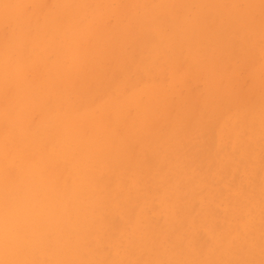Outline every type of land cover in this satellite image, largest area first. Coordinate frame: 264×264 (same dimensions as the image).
Instances as JSON below:
<instances>
[{"label": "bare ground", "instance_id": "1", "mask_svg": "<svg viewBox=\"0 0 264 264\" xmlns=\"http://www.w3.org/2000/svg\"><path fill=\"white\" fill-rule=\"evenodd\" d=\"M60 13L42 23L53 28ZM258 22L234 11L195 31L189 21L157 27L127 57L141 86L131 89L128 64L113 73L121 114L96 132L82 124L68 66L57 64L42 86L17 74L0 104V264H264V93L237 106L209 92L223 78L214 51L238 54L236 41L264 40ZM84 32L70 22L54 31L65 59L77 57ZM165 66L173 80L144 85ZM11 68L21 70L17 59L0 58V87ZM194 75L204 102L195 113L176 87ZM154 92L165 111L158 119ZM41 107L47 114L29 116Z\"/></svg>", "mask_w": 264, "mask_h": 264}, {"label": "rangeland", "instance_id": "2", "mask_svg": "<svg viewBox=\"0 0 264 264\" xmlns=\"http://www.w3.org/2000/svg\"><path fill=\"white\" fill-rule=\"evenodd\" d=\"M206 1L199 14L200 0H168L160 9L155 8L159 0H0V58L6 61L7 65L17 59L21 69L11 68L13 76H7L9 84L5 83L0 87V104L5 105L11 97L10 88H13L17 74L24 77L30 85L42 86L50 79V74L57 64L68 66L69 80L82 95L77 107L82 116V124L85 129L96 132L103 126L101 124L112 122L121 114L117 110L119 103H112L115 98L111 97L115 88L112 79L116 76L113 73L121 65L128 64L127 78L131 89L135 90L141 86L132 80L135 79L136 68L127 57L131 50L143 46L144 42L148 44L153 41L152 36L158 34L156 30L162 31L174 22L189 21L195 31L211 24L213 20L220 19L223 13L234 11L248 12L250 18L252 16L255 20L259 19L258 23L264 21L261 20L264 18V0ZM57 4L61 6L58 11ZM52 11L62 12L53 20V28L42 23L46 17L45 13ZM197 15L200 17L197 18ZM21 20L24 21L22 24ZM69 22L74 24L76 32L85 30L78 36L81 37L76 46L78 55L73 61L65 59V56H68L65 43L52 37L54 31L62 32ZM15 34L24 38L23 45ZM83 35L85 36L82 37ZM41 41L43 47H40ZM255 41L256 39L251 37L248 41H236L234 47L240 51L238 54L214 51L213 57L219 77L223 76L218 80L222 92L219 87H213L209 89L210 95L214 97L217 92L220 98L227 101L236 97L237 100L233 104L237 106H240L237 103H250L261 97L264 93L261 91V87H264V40ZM150 48L151 46L148 50ZM2 70L5 69H0ZM197 79L199 77L194 75L182 77L176 82V87L178 83H183L180 88L177 87L181 97L193 100L194 113L201 110L204 103L199 97L202 80L193 82ZM162 80H173L167 66L161 76L154 79L149 77L144 85L161 83ZM110 82L112 83L109 84ZM227 83L229 87L226 86ZM168 91L169 94L174 93L170 89ZM152 96L157 109L154 119H158L165 111L159 104V93L154 92ZM179 103L173 110L177 109ZM28 114L38 119L47 114V111L41 107ZM158 128L160 127H155V130ZM233 163H237V159ZM228 180L232 183L231 179Z\"/></svg>", "mask_w": 264, "mask_h": 264}]
</instances>
